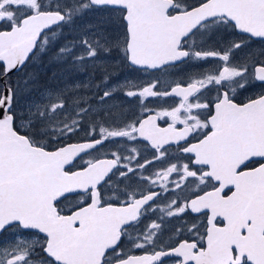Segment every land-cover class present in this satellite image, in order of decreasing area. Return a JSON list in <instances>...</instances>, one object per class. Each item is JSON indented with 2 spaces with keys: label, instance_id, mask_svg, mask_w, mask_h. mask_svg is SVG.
<instances>
[{
  "label": "snow or ice",
  "instance_id": "snow-or-ice-1",
  "mask_svg": "<svg viewBox=\"0 0 264 264\" xmlns=\"http://www.w3.org/2000/svg\"><path fill=\"white\" fill-rule=\"evenodd\" d=\"M0 264H264V0H0Z\"/></svg>",
  "mask_w": 264,
  "mask_h": 264
},
{
  "label": "flooded vegetation",
  "instance_id": "flooded-vegetation-1",
  "mask_svg": "<svg viewBox=\"0 0 264 264\" xmlns=\"http://www.w3.org/2000/svg\"><path fill=\"white\" fill-rule=\"evenodd\" d=\"M120 55H121L120 53L113 51L111 53V55L109 57L105 58V60H104V64L107 67V71L111 74L110 81H109L110 84L118 82V81H122L125 78H132V79L135 78V75L131 72V70L128 69L127 67H125L120 62ZM51 56H52V53H49L48 54L49 62L51 61V59H50ZM43 57L39 60V62H41ZM32 68H33V70L35 69L34 64L32 65ZM28 70H29V66H27V68L25 69V72L20 73L19 76L22 74L25 75ZM49 71L51 73V77H53V73H56L58 75V77L63 76V80L60 81V83L64 82V80H67L68 82H72V80H75V79H79V80L83 81L89 75H91L93 80L99 82L104 75V72L101 69L98 68L96 70H93L90 68L85 73L73 74L71 76H68L66 73V68L61 66V65H58L54 62L49 65L48 74H49ZM39 78H40V76L38 77V88H40V86H41V83H39V80H40ZM57 81H58V79H56V81H54V82L50 80V86H56L58 84Z\"/></svg>",
  "mask_w": 264,
  "mask_h": 264
},
{
  "label": "rangeland",
  "instance_id": "rangeland-1",
  "mask_svg": "<svg viewBox=\"0 0 264 264\" xmlns=\"http://www.w3.org/2000/svg\"><path fill=\"white\" fill-rule=\"evenodd\" d=\"M45 58V59H44ZM53 63V62H49V58H48V54L45 55L43 57V59L41 60V62H36V63H29L28 66H29V70L27 71V73H35L37 74V76H43L44 79H45V82L43 84H41L40 88L44 87V86H50V80L51 81H56V79H53L51 77V73L49 71V74H48V67L49 65ZM35 65V69L33 70L32 68V65ZM20 76H24L23 74L20 75ZM19 77H13V79H18ZM63 79H58V83H60V81H62ZM63 83V82H62Z\"/></svg>",
  "mask_w": 264,
  "mask_h": 264
},
{
  "label": "trees",
  "instance_id": "trees-1",
  "mask_svg": "<svg viewBox=\"0 0 264 264\" xmlns=\"http://www.w3.org/2000/svg\"><path fill=\"white\" fill-rule=\"evenodd\" d=\"M39 79H40V80H39V83L43 84L42 82H45V79H44V77H43L42 75L40 76Z\"/></svg>",
  "mask_w": 264,
  "mask_h": 264
},
{
  "label": "bare ground",
  "instance_id": "bare-ground-1",
  "mask_svg": "<svg viewBox=\"0 0 264 264\" xmlns=\"http://www.w3.org/2000/svg\"><path fill=\"white\" fill-rule=\"evenodd\" d=\"M42 83H44V82H42Z\"/></svg>",
  "mask_w": 264,
  "mask_h": 264
}]
</instances>
